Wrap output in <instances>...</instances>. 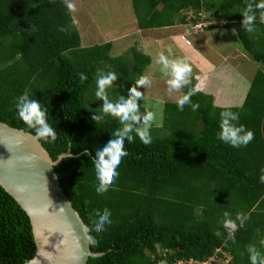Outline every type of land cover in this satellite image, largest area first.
Masks as SVG:
<instances>
[{
    "label": "trees",
    "instance_id": "16d2710c",
    "mask_svg": "<svg viewBox=\"0 0 264 264\" xmlns=\"http://www.w3.org/2000/svg\"><path fill=\"white\" fill-rule=\"evenodd\" d=\"M129 1L137 30L174 23L210 30L215 25L203 27L201 22L213 19L222 22V30H231L248 60L264 67L259 12L254 32L241 26L247 0ZM71 23L64 0H0V123L35 135L16 111L25 93L47 109L58 139L37 141L51 161L68 152L52 170L87 229L88 250L99 253L85 264H200L207 259L209 264H250L248 245L264 253V74H252L237 108L213 107L209 95L193 90L190 76L182 92L192 90L191 102L199 108L193 111L186 105L180 111L176 102H163L160 124L151 128L152 143L144 145L133 133L134 141H125L128 155L115 183L97 194L92 160L121 124L108 115L92 120L94 113H101V104L89 90L103 70L115 71L120 80L109 88L111 100V92L123 86L128 93L149 58L133 47L109 56L108 42L81 47ZM79 73L88 77L84 83ZM225 110L238 113V123L254 133L247 146L234 148L217 138ZM97 209L111 212V223L102 232L94 230ZM225 211L233 219L238 212L249 217L232 238L223 225ZM32 253L27 218L0 189V264H22Z\"/></svg>",
    "mask_w": 264,
    "mask_h": 264
},
{
    "label": "clouds",
    "instance_id": "9594fccd",
    "mask_svg": "<svg viewBox=\"0 0 264 264\" xmlns=\"http://www.w3.org/2000/svg\"><path fill=\"white\" fill-rule=\"evenodd\" d=\"M65 6L70 13L76 12V4L73 0H64ZM257 12H259V20L264 23V0H247L245 8L241 12L242 28L251 33L255 31V22L257 19ZM78 21L72 19L69 27L76 26ZM198 25V24H194ZM193 25V28H194ZM196 30V28H194ZM60 31H67L68 28L61 27ZM202 30V29H201ZM200 30V31H201ZM168 55L160 52L157 57V63L161 65V72L167 79L168 93L173 92L182 93L177 99V107L180 111L184 110L186 105H191L193 111L199 108V104H192L191 97L194 95L192 90L183 93L182 90L186 88L191 80L189 77L192 73L190 64L184 58L170 59L172 49H167ZM79 80L84 83L88 77L84 73H79ZM118 79L115 71L105 72L98 70L97 72V90L96 97L103 101L101 106V113H94L92 120L99 122L104 119L105 115L118 119L121 127L112 133V138L95 153L92 163L96 170V178L98 186L96 187L97 194H103L108 191L109 187L115 183L119 173L117 171L121 161L128 155L125 149V141L131 143L135 137H138L141 143L149 145L152 143L151 128L155 121V113L145 109L141 111V105L138 103L143 99V93L138 91V88L150 87L151 78L148 75H141L135 84L128 88L127 96H119L115 101L111 100L108 95V89L113 87L114 82ZM16 111L18 117L29 127L35 130V137L38 140H44L49 143H54L58 139L57 130L48 123V111L43 108L39 100L30 99L25 93L18 98L16 103ZM239 114L230 110H225L220 113V131L217 138L234 148L247 146L253 139L254 133L247 129L243 124H239ZM84 155H88L85 151ZM61 160L57 159L56 163ZM55 163V165H56ZM264 173V169L261 170ZM261 183H264V174L260 176ZM96 221L94 223V230L102 232L105 225L111 223V212L108 209L103 211L97 209L95 211ZM223 225L227 228L229 238L234 236V231L238 226H243L249 217L242 212L236 213L235 219L231 217L228 211L223 213ZM239 222V225L237 224ZM261 246H264V240L260 241ZM249 254L250 264H264V253H261L255 245H248L246 249ZM182 264V262H178Z\"/></svg>",
    "mask_w": 264,
    "mask_h": 264
},
{
    "label": "rangeland",
    "instance_id": "374dc122",
    "mask_svg": "<svg viewBox=\"0 0 264 264\" xmlns=\"http://www.w3.org/2000/svg\"><path fill=\"white\" fill-rule=\"evenodd\" d=\"M73 2L76 4L77 10L74 13L68 12L71 20L76 19L78 21L75 29L78 35L79 44L82 46L83 43L82 47H88L92 44H100L101 42H108L111 45L108 53L109 56H117L123 55V51L126 49V44H130L133 47L136 46L135 40L132 42L130 36H127V34L133 32V29L135 28L134 21L132 22L133 17L129 0H73ZM201 23V26L203 25V27L207 24L215 25L213 27L215 29H202L200 33H197L198 29L193 30L192 25L190 27L189 25L183 27L182 25L176 23L163 29H152L150 32V34H152L151 36H154L156 33V35L162 37V41H160V43L156 46L157 57L160 52H164L165 55H168L167 49L171 47L172 55L169 58L186 59L193 72L194 66L191 59L182 55L174 42V36L176 34H184L186 42L189 43L191 47L196 49L199 47L198 49L202 52L201 54L206 59H210L213 62L215 69L211 73L210 81L214 85L212 87L218 86V91L216 95L211 96V105L213 107L237 108L242 101L244 92L247 89L252 74L256 70L261 71L264 74V67L248 60L246 56L240 52L238 41L231 33V30H225L224 28L225 31H221V28L218 27L222 22H217L212 19L209 20V22ZM120 35L126 36L119 39ZM218 37H221V40H217L220 39ZM138 47L139 46H136V48ZM222 56H224L227 60L221 61ZM157 57L154 56L152 58L154 62L151 61L150 65L148 63L144 72L145 75H149L150 77H154L156 79L160 78L158 80L159 83H156L157 81L155 84L151 83V86L144 88L143 92L146 94L156 93L160 96V100H165V95H169V93H166V90H168L166 82L168 77H165L161 72V65L157 63ZM119 82L120 80L117 79L113 86L117 87ZM95 89L97 90L96 83L89 91H91L94 95V102L96 101L102 106L101 101L98 100L95 95ZM125 89L126 88L123 86L120 91L114 90L113 93L111 92V98L115 101L119 98V96H127L128 93H125ZM107 91L110 96L109 89ZM162 94H164V97H162ZM166 101L169 102L171 100ZM161 107L162 105L159 107L160 112ZM150 108L152 107L150 106ZM99 111L101 112V109ZM152 112H154L155 115L158 114L157 108L155 107ZM221 263L222 262L217 260H213L212 262V264Z\"/></svg>",
    "mask_w": 264,
    "mask_h": 264
},
{
    "label": "water",
    "instance_id": "95a60500",
    "mask_svg": "<svg viewBox=\"0 0 264 264\" xmlns=\"http://www.w3.org/2000/svg\"><path fill=\"white\" fill-rule=\"evenodd\" d=\"M67 155L51 161L35 135L0 123V189L26 216L33 243L22 264H85L99 255L88 250L87 229L52 170Z\"/></svg>",
    "mask_w": 264,
    "mask_h": 264
},
{
    "label": "crops",
    "instance_id": "0c3cea01",
    "mask_svg": "<svg viewBox=\"0 0 264 264\" xmlns=\"http://www.w3.org/2000/svg\"><path fill=\"white\" fill-rule=\"evenodd\" d=\"M132 22H133V19H132ZM134 27H135V25H134ZM183 27H185V26H183ZM154 29H157V28H154ZM161 29H163V28H161ZM211 29H215V28H211ZM133 30L134 31L131 32L130 34H127V33L126 34H127V36H130L132 42H133V40H135L136 46H139V47L136 48V46L133 47L130 44L129 45L126 44V49L123 51V53L129 47H133L139 53L146 55L149 58V65H150L151 61L154 62L152 58L154 56L157 57L156 46L160 43V41H162V37L159 35H156V33L154 36H151L152 34H150V32L152 31V29L137 30L136 28H134ZM221 31H223V30L221 29ZM193 33H195V32H193ZM125 36L120 35L119 39L124 38ZM174 37H175L174 42L177 45L179 52L182 55H184L185 57L190 58L192 63H193L194 71L191 73V77L195 81L194 85H193V90L198 91L204 95H209L210 97L213 95H216V93L218 91V86L212 87L214 85L210 81L211 73L215 69L213 66V62L210 59H206L201 54L202 52L199 51V49H198L199 47L197 49L194 47H191V45L186 42V37L184 34H180V35L176 34ZM218 38H220V39H217V40H221V37H218ZM79 45L81 46V44H79ZM82 46H83V43H82ZM222 60H227V59L224 56H222L221 61ZM216 63L219 64L218 62H216ZM230 66H233V65H230ZM145 68L143 69L141 75H145V72H144ZM150 78H151L152 84H155L156 81H157L156 83H159V81H158L160 79L159 77H157L159 79H156L154 77H150ZM144 88H146V87H144ZM144 88H141V89L138 88L137 89L138 91L142 90L141 92L143 93V99L141 101H139L138 103L141 105L142 111H144L145 109L152 111L153 109H155V107L157 108L158 114L155 115L156 119L152 125V127H157L160 124V108H159L160 105H162L163 102H168L166 100H171L169 102H172V103L177 102V99L179 98L180 93L173 92V94H171L172 97H171V95H165L166 99L160 100L161 99L160 96L156 93L155 94H146L145 92H143ZM161 89H162V86H161ZM166 93H168V90H166ZM163 95L164 94H162V97H164ZM216 99H217V97H216ZM149 103H151L152 105ZM150 106L152 108H150Z\"/></svg>",
    "mask_w": 264,
    "mask_h": 264
},
{
    "label": "built area",
    "instance_id": "2783aa9c",
    "mask_svg": "<svg viewBox=\"0 0 264 264\" xmlns=\"http://www.w3.org/2000/svg\"><path fill=\"white\" fill-rule=\"evenodd\" d=\"M194 28L198 29V31L201 30V27L199 24L197 26L194 25ZM207 260H209V261H207ZM207 260L205 262L200 263V264H209L211 260L210 259H207ZM188 263H190V262L188 261Z\"/></svg>",
    "mask_w": 264,
    "mask_h": 264
}]
</instances>
